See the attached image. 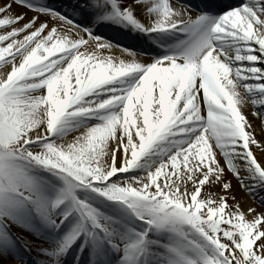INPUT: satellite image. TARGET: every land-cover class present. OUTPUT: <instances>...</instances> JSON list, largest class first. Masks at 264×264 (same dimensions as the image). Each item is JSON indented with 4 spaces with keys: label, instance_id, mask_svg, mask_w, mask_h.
Instances as JSON below:
<instances>
[{
    "label": "snow or ice",
    "instance_id": "6c2138e0",
    "mask_svg": "<svg viewBox=\"0 0 264 264\" xmlns=\"http://www.w3.org/2000/svg\"><path fill=\"white\" fill-rule=\"evenodd\" d=\"M257 132L264 0H0V264H264Z\"/></svg>",
    "mask_w": 264,
    "mask_h": 264
},
{
    "label": "bare ground",
    "instance_id": "6f19581e",
    "mask_svg": "<svg viewBox=\"0 0 264 264\" xmlns=\"http://www.w3.org/2000/svg\"><path fill=\"white\" fill-rule=\"evenodd\" d=\"M28 15H31V13H28ZM106 30L108 31L109 34H112L114 35L117 39H123V40H126L128 39L130 36L129 35H125L117 30H114V29H107ZM112 39L114 40V37H112ZM131 42V46L134 48V42L132 41V38H130L129 40ZM138 44V43H137ZM137 44L135 45V48H137ZM245 114L248 116V119L249 120H252V116H251V112H252V106L249 104L247 105V107H245L244 109H242ZM254 125L256 127H259L260 125V121L256 120L254 121ZM257 139L258 140H264V135H260L259 132H257ZM253 151H254V154L257 155L258 159H260L261 162H264V154H261L256 148L255 146H253ZM221 159V163H223V160L221 157H218ZM231 174H229L230 176ZM232 183H233V186L234 188L236 189V195H237V199H242V207L244 209H246L247 207L249 206H256V207H259V205H254L253 204V201L251 199V197L247 196L246 194H244L243 192H241L237 186V182L236 180L233 178L232 179Z\"/></svg>",
    "mask_w": 264,
    "mask_h": 264
},
{
    "label": "rangeland",
    "instance_id": "374dc122",
    "mask_svg": "<svg viewBox=\"0 0 264 264\" xmlns=\"http://www.w3.org/2000/svg\"><path fill=\"white\" fill-rule=\"evenodd\" d=\"M12 231H13V232H16V233H18V234L23 235V233H21L20 229L16 228L15 226H13ZM33 254H34V253H33Z\"/></svg>",
    "mask_w": 264,
    "mask_h": 264
}]
</instances>
